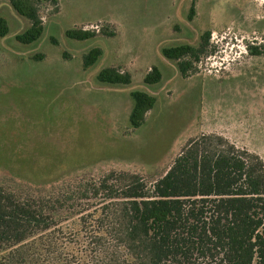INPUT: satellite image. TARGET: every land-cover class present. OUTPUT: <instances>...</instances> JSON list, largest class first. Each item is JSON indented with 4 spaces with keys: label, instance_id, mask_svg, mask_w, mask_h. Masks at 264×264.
<instances>
[{
    "label": "rangeland",
    "instance_id": "374dc122",
    "mask_svg": "<svg viewBox=\"0 0 264 264\" xmlns=\"http://www.w3.org/2000/svg\"><path fill=\"white\" fill-rule=\"evenodd\" d=\"M39 13L42 36L22 45L15 36L29 23L0 0L9 29L0 39V186L48 192L53 180L109 172L151 185L191 142L232 148L264 166V54L246 48L264 49V0H55L41 3ZM73 28L96 36L66 39ZM205 31L214 53L181 77L160 49L195 45ZM92 48L102 55L84 69L82 56ZM153 66L162 79L145 88L142 77ZM104 67L129 73L131 84L97 82ZM139 88L156 103L131 130L129 92ZM34 158L41 166L54 161L58 170L36 182L17 168Z\"/></svg>",
    "mask_w": 264,
    "mask_h": 264
},
{
    "label": "trees",
    "instance_id": "16d2710c",
    "mask_svg": "<svg viewBox=\"0 0 264 264\" xmlns=\"http://www.w3.org/2000/svg\"><path fill=\"white\" fill-rule=\"evenodd\" d=\"M46 1L55 3L9 0L29 23L15 36L19 44L42 36L39 5ZM8 32L0 18V39ZM210 34L203 32L195 45L163 47L160 56L186 77L214 53ZM95 36V30L64 31L72 41ZM246 48L252 56L264 54L257 46ZM101 55L100 48L88 50L82 67L90 68ZM95 79L112 86L131 84L130 74L114 67L102 68ZM161 79L159 68L150 67L142 86ZM129 97V127L136 130L156 100L141 88ZM36 160L17 168L32 173L36 182L58 170L54 161L45 159L41 166ZM58 182H49L57 185L48 192L0 186V264H264V166L255 157L191 142L151 185L138 175L114 172L89 181Z\"/></svg>",
    "mask_w": 264,
    "mask_h": 264
}]
</instances>
